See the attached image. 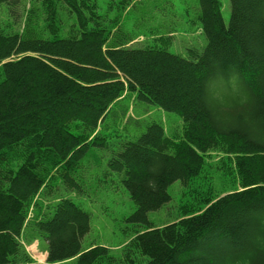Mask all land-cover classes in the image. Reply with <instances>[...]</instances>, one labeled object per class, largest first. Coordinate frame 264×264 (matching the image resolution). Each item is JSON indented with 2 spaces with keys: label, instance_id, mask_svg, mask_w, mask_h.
<instances>
[{
  "label": "trees",
  "instance_id": "1",
  "mask_svg": "<svg viewBox=\"0 0 264 264\" xmlns=\"http://www.w3.org/2000/svg\"><path fill=\"white\" fill-rule=\"evenodd\" d=\"M27 1L22 29L0 31V264H34L22 237L46 243V264H264V0H229L227 25L219 0H199L206 46L186 58L167 51L171 36L130 47L134 38L117 18L105 24L94 0ZM19 2L0 5L15 13ZM133 100L177 114L182 137L150 122L122 145L108 167L124 172L136 205L127 222L142 230L120 257L83 251L89 216L57 185L82 191V159L105 146L109 114L133 120ZM211 151L232 165L238 188L208 191L153 227L147 214L170 200L169 185L197 178Z\"/></svg>",
  "mask_w": 264,
  "mask_h": 264
},
{
  "label": "rangeland",
  "instance_id": "2",
  "mask_svg": "<svg viewBox=\"0 0 264 264\" xmlns=\"http://www.w3.org/2000/svg\"><path fill=\"white\" fill-rule=\"evenodd\" d=\"M94 1L97 13L104 17L105 24L117 18L121 31L134 38L130 44L132 48L160 45L161 42L157 40L159 37L171 36L167 51L186 58L189 49L194 48L200 52L206 46V38L197 19L199 0ZM219 2L223 22L227 25L230 18L229 0ZM19 3L15 13L11 6L0 5V31L3 33L13 34L22 29L29 4L27 0H20ZM223 94L227 92L223 91ZM128 116L133 120H122L119 113L109 114L105 118L101 131L105 146L91 147L78 169L76 181L82 188L81 192L62 189V182L57 185L58 196L70 199L89 216V231L81 240L83 251L103 246L115 257H120L133 231L142 230V227L127 222L136 211V205L122 183L124 172H112L108 167L109 161L120 151L122 145L138 137L150 122L160 123L167 137L173 140L178 141L182 137V120L173 112L133 100L129 104ZM222 160V153L211 151L197 178L187 186H183L180 181L169 185L167 193L170 200L158 210L147 214L150 224L161 227L173 223L180 216L181 205L199 206L198 201L208 191L212 196H218L238 188L232 165L227 163L221 168ZM54 196L55 194L51 196L50 201H53ZM24 239L22 237L20 242L28 254L26 256L34 264H46L47 247L44 241L36 239L26 242ZM74 263L75 260L71 259L56 264Z\"/></svg>",
  "mask_w": 264,
  "mask_h": 264
},
{
  "label": "crops",
  "instance_id": "3",
  "mask_svg": "<svg viewBox=\"0 0 264 264\" xmlns=\"http://www.w3.org/2000/svg\"><path fill=\"white\" fill-rule=\"evenodd\" d=\"M44 245H46V243L44 242ZM47 247V246H46ZM34 248V247H33ZM33 248H32V250H33ZM34 249H36V248H34Z\"/></svg>",
  "mask_w": 264,
  "mask_h": 264
}]
</instances>
